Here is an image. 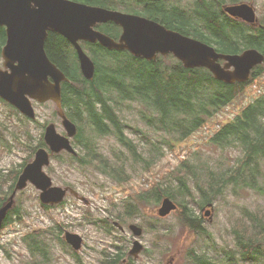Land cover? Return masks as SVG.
I'll return each instance as SVG.
<instances>
[{
	"label": "trees",
	"instance_id": "obj_1",
	"mask_svg": "<svg viewBox=\"0 0 264 264\" xmlns=\"http://www.w3.org/2000/svg\"><path fill=\"white\" fill-rule=\"evenodd\" d=\"M77 1L147 16L168 28L212 44L220 52L239 53L245 48L256 47L264 53V19L254 25L232 17L224 11L228 4L248 0H193L192 5H188L191 1L187 0V6L183 0ZM193 5L195 12L192 13ZM97 28L116 39L121 33L120 26L113 22L98 24ZM0 37H3L0 40L1 50L5 33L2 32ZM81 44L95 64L92 80L84 77L76 49L66 38L58 33L49 32L45 42V50L50 60L69 78L68 82H62V107L67 117L78 127L73 138L74 146L79 149L78 155L64 153L77 165H93L117 183H124L132 178L129 169L142 166L143 171L151 172L161 152V146L150 139V147L141 150L138 142L127 136L126 129L131 126L129 122L120 118V101L138 103L141 106L139 119L148 130L168 134L171 139L167 135H162L163 143L173 150L175 148L173 141L185 140L205 126L208 120L223 108L236 100L242 101L255 77L264 72L263 64L258 66L249 83L227 84L215 79L212 72L205 67H184L173 55L166 57L158 55L154 60H147L136 57L128 50H109L98 43L89 44L83 41ZM111 92L115 93L114 98L109 96ZM0 101L6 102L1 97ZM7 104L12 110H16L13 105ZM55 114L57 115L56 107ZM220 122L222 125L209 135V142L222 149L234 147L238 143L243 153L236 163L221 173L214 169L207 170L208 182L204 185L199 181L194 163L182 159L171 172L173 179L178 183L177 190L169 189V184L163 186V183L154 182L149 188L135 194L140 203L148 202L155 205L161 203L166 196L172 198L179 204L181 225L198 234L208 232L203 224L200 208L214 201L227 186H248L264 193V186L259 180L262 173L259 160L264 158V91L241 106L232 118ZM140 131L143 132L144 129ZM43 133L36 145L30 146L29 157L21 162L19 167L5 176L0 175V205L9 200L20 172L32 160L35 150L47 147ZM106 136L115 137L128 152V156H117L116 160H111L98 143L99 138ZM157 150L158 154H155ZM61 154H55L53 158H61ZM48 168L51 173L53 167ZM193 179L196 181V190L200 196L193 199L197 201L198 210L187 200L188 195L194 196L192 186L189 185ZM22 191H19V194ZM17 197L18 193L1 229L15 222L24 223L26 211L23 206L16 203ZM132 201L131 198L126 204L125 213L138 214L140 209L136 204H132ZM41 206L46 210L54 207L42 203ZM116 214L119 218L122 217L120 213ZM249 217L252 220L251 226L243 224L241 227H234L235 244L238 249H231L227 253V262L234 261L236 251L245 258L259 259L264 256V248L261 246L264 241V221L251 211ZM100 221L108 227V231L115 229L114 224L107 218ZM158 223L153 222L155 227L150 231L155 232ZM67 226L68 224L57 222L53 226L33 229L22 235V241L37 264L52 263V251L46 238L51 233L53 239L65 245L61 236ZM3 250L8 252L7 248ZM188 252L195 264H214V260L206 253H199L195 249H189ZM73 254L77 255L74 251ZM103 254L101 264L135 263V259L128 255L126 242L111 243L110 250L108 248ZM38 256L42 259H38Z\"/></svg>",
	"mask_w": 264,
	"mask_h": 264
},
{
	"label": "rangeland",
	"instance_id": "obj_2",
	"mask_svg": "<svg viewBox=\"0 0 264 264\" xmlns=\"http://www.w3.org/2000/svg\"><path fill=\"white\" fill-rule=\"evenodd\" d=\"M183 1L187 6V0ZM190 1L188 5L193 4V0ZM246 2L254 5L258 19L263 20L264 0ZM193 12H195L194 5L192 6ZM262 91H264V72L259 74L249 86L242 101L236 100L223 108L211 117L205 126L185 140L173 141L175 144L173 150L163 143L162 135L168 136V134L148 130V127L139 119L141 106L138 103L120 101V118L122 121L129 122L131 126L126 129L127 136L137 141L141 150L150 147L149 139L161 146L158 160L151 172L143 171L142 166L129 169L132 178L127 182L117 183L93 165L79 166L72 162L64 152H61V158L51 160L50 166L53 167V171L49 173V168L46 169L52 176L54 184L72 187L78 191L80 196L90 201L86 203L85 200L68 192L64 206L46 210L40 203V190L33 184H28L21 194L18 192L16 199V203L23 206L26 211L24 223L15 222L0 229V264H37L36 259L32 257L22 241V235L33 229L53 226L58 221L71 223L66 230L80 234L83 237V244L80 249L74 250L65 240L64 234L61 237L65 245L53 239L50 233L46 242L52 251L51 264H101L103 252H107L108 248L110 250V245L114 242L117 244L126 242L129 250L136 238L129 228L132 223L143 228V234L138 238L144 245V249L135 259L134 264H165L168 262L170 264H195L189 256V249L206 253L214 260V264H264V256L259 259L245 258L238 251L235 252L234 261L227 262V257L226 261L224 259L231 249L237 248L234 227H241L243 224L251 226L250 211L264 221V193L248 186H227L223 193L213 201L212 208L205 207L202 212L200 210L208 230L204 234L189 231L186 226H182L179 211H173L166 217H160L158 215L160 203L158 205L148 202L140 203L135 197L137 192L149 188L154 182L163 183V186L169 184V189L177 190L178 183L173 179L171 172L182 159H188L194 163V170L199 176L200 183L204 185L208 182L207 170L214 169L217 173H221L236 163L243 153L238 143L234 147L222 149L209 142V135L222 125L220 120L232 118L241 106ZM109 96L114 98L115 93L111 92ZM34 106L37 118L30 120L21 113H17V110H12L6 102L0 101V175L2 176L19 167V164L29 157L30 146L34 147L39 141L47 123L54 122L58 131H63L60 117L55 114L53 102L35 103ZM142 129H144L143 132L140 131ZM168 138L171 139L170 136ZM98 143L111 160H116L117 156H128V152L113 136L99 138ZM156 153L158 154V150ZM145 155H147L146 152ZM259 161L262 166L259 180L264 186V158H260ZM189 185L192 186L194 196L188 195L187 200L198 210L197 201H193L200 197L196 190L195 179L191 180ZM131 198L133 199L132 204H136L141 211L138 214L125 213L126 204ZM85 205H90L93 209ZM107 210H110L109 214ZM207 210H211L209 215H205ZM106 213L110 217V222L120 221L124 231L119 228L108 231V227L100 221L103 219L102 216L106 217ZM116 213H120L122 217L119 218ZM153 222H159L157 229L153 228L155 232L150 231L152 227H155ZM262 242L261 246L264 248V241ZM3 246L8 252L3 250ZM73 251L77 255L73 254ZM38 259L41 260V256H38Z\"/></svg>",
	"mask_w": 264,
	"mask_h": 264
},
{
	"label": "water",
	"instance_id": "obj_3",
	"mask_svg": "<svg viewBox=\"0 0 264 264\" xmlns=\"http://www.w3.org/2000/svg\"><path fill=\"white\" fill-rule=\"evenodd\" d=\"M224 11L248 23L258 21L255 7L249 2L228 4ZM110 21L122 27L117 39L96 28L98 23ZM0 26L5 27L6 31V43L1 53L0 97L33 120L37 117L34 101L54 102L64 131L59 132L54 122L45 126L43 138L48 148L39 147L35 150L33 159L19 174L9 200L0 205V229L15 203L17 192L25 189L29 182L40 190L39 198L45 205H59L68 192L79 196L69 186L54 184L46 171L53 155L61 151L78 155L71 142L78 127L67 117L62 107V82H68L69 78L45 51L49 32L60 34L75 46L81 71L88 80L94 77L95 64L81 46L80 40L90 44L99 43L110 50H128L135 56L149 60L155 59L158 53L164 56L172 54L184 67H205L215 79L227 84L245 83L251 77L252 69L264 61V53L255 47L239 53L220 52L209 43L152 19L75 0H0ZM221 60L225 61L224 64ZM81 199L88 203L84 197ZM212 203L208 206L212 207ZM178 207L173 199L166 196L158 209V215L165 217ZM210 211L206 214L209 215ZM115 224L124 230L118 222ZM129 228L136 238L128 255L137 258L144 249L138 238L143 234V228L133 223ZM65 240L74 249L82 247L83 237L78 233L67 231Z\"/></svg>",
	"mask_w": 264,
	"mask_h": 264
},
{
	"label": "flooded vegetation",
	"instance_id": "obj_4",
	"mask_svg": "<svg viewBox=\"0 0 264 264\" xmlns=\"http://www.w3.org/2000/svg\"><path fill=\"white\" fill-rule=\"evenodd\" d=\"M0 32L2 33V32H6L5 31V27H0ZM1 33H0V36H1ZM3 39V37H0V40H2ZM6 43V33H5V39H4V42H3V44H2V46H1V50H2V47H3V45ZM0 50V53H2V51ZM2 62H3V60H2V57H1V54H0V63H1V66H2ZM224 60H222L221 61V63L222 64H224ZM164 199V198H163ZM162 199V200H163ZM161 203H162V201H161ZM161 203H160V205H161ZM205 209V206L203 205L202 207H201V212L203 211ZM175 211H179V209L178 210H175ZM173 212V211H172ZM160 217H162V216H160ZM166 217V216H165ZM202 218H203V213H202ZM203 222H204V218H203Z\"/></svg>",
	"mask_w": 264,
	"mask_h": 264
},
{
	"label": "bare ground",
	"instance_id": "obj_5",
	"mask_svg": "<svg viewBox=\"0 0 264 264\" xmlns=\"http://www.w3.org/2000/svg\"><path fill=\"white\" fill-rule=\"evenodd\" d=\"M152 20H154V19H152ZM155 21V20H154ZM2 66H3V62H2Z\"/></svg>",
	"mask_w": 264,
	"mask_h": 264
}]
</instances>
